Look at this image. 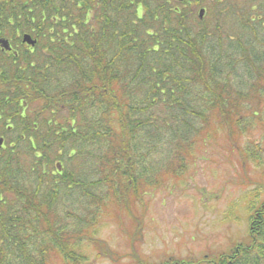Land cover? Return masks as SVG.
Instances as JSON below:
<instances>
[{
    "label": "trees",
    "instance_id": "trees-1",
    "mask_svg": "<svg viewBox=\"0 0 264 264\" xmlns=\"http://www.w3.org/2000/svg\"><path fill=\"white\" fill-rule=\"evenodd\" d=\"M194 1L203 19L193 0H0V37L38 41L0 75L38 134L0 153V264H82L81 241L107 255L95 227L135 239L145 195L188 175L196 146L264 120V0ZM251 211L248 237L204 264H264V202Z\"/></svg>",
    "mask_w": 264,
    "mask_h": 264
},
{
    "label": "rangeland",
    "instance_id": "rangeland-1",
    "mask_svg": "<svg viewBox=\"0 0 264 264\" xmlns=\"http://www.w3.org/2000/svg\"><path fill=\"white\" fill-rule=\"evenodd\" d=\"M199 4L193 0L197 16ZM262 113L264 119V108ZM240 125L244 132L238 141L220 129L214 144L196 146L199 156L188 163L184 172L188 175L179 180L170 176L145 195V213L135 239L117 222L95 227L94 236L110 249L98 256L97 249L81 241L82 264H137L139 258L154 264L182 259L204 264L207 257L248 237L250 209L264 202V120L245 116ZM19 146L18 158L27 163L26 143Z\"/></svg>",
    "mask_w": 264,
    "mask_h": 264
},
{
    "label": "flooded vegetation",
    "instance_id": "flooded-vegetation-1",
    "mask_svg": "<svg viewBox=\"0 0 264 264\" xmlns=\"http://www.w3.org/2000/svg\"><path fill=\"white\" fill-rule=\"evenodd\" d=\"M23 35L19 34V39H17L16 41L13 38L0 37L8 39L11 46L10 49H4L0 46V75L2 74L3 68L7 67V62L9 60H13L14 62L18 63V59L22 58L24 53H37V51H35V47L38 41H36L35 45L24 43ZM32 38L37 40L33 36ZM5 88V85L3 83H0V139L2 140L0 145V153L15 151L18 145V139H25L28 143L30 142V148L36 150L38 144L36 137L38 134H30V136L27 137L26 134L22 133V130H24V125H22V123L24 122L26 113L30 108L27 105V102H23V100H21L20 107L17 109L15 106V101L12 99V97L9 96V92L11 93L12 91ZM41 118L42 124H39V121H35L33 130L34 132L37 130H41L42 138L45 140H42L43 147H47L48 112H45ZM18 122L20 123V127H18ZM30 130L31 128L29 129V131ZM21 134L23 135L21 136Z\"/></svg>",
    "mask_w": 264,
    "mask_h": 264
},
{
    "label": "water",
    "instance_id": "water-1",
    "mask_svg": "<svg viewBox=\"0 0 264 264\" xmlns=\"http://www.w3.org/2000/svg\"><path fill=\"white\" fill-rule=\"evenodd\" d=\"M205 13H206V9L205 8H201L199 10V13H198L199 18L203 19L204 16H205ZM36 41L37 40L33 39L32 36L30 34H28V33L23 35V42L24 43H28L30 45H35ZM0 46L2 48H4V49H10L11 48L10 42L6 38H0ZM1 142H2V140L0 139V145H1Z\"/></svg>",
    "mask_w": 264,
    "mask_h": 264
}]
</instances>
